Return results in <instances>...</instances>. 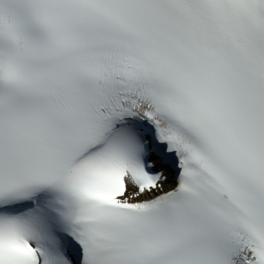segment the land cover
Wrapping results in <instances>:
<instances>
[{"label": "snow or ice", "instance_id": "snow-or-ice-1", "mask_svg": "<svg viewBox=\"0 0 264 264\" xmlns=\"http://www.w3.org/2000/svg\"><path fill=\"white\" fill-rule=\"evenodd\" d=\"M0 264H264V0H0Z\"/></svg>", "mask_w": 264, "mask_h": 264}]
</instances>
